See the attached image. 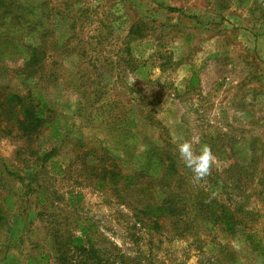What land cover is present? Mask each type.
<instances>
[{
  "label": "rangeland",
  "instance_id": "1",
  "mask_svg": "<svg viewBox=\"0 0 264 264\" xmlns=\"http://www.w3.org/2000/svg\"><path fill=\"white\" fill-rule=\"evenodd\" d=\"M17 1L36 33L15 38L69 137L23 132L41 73L0 38V264H264V0ZM190 140L215 157L200 180L179 157ZM52 150L64 175L39 170ZM102 168L135 182L97 189ZM163 198L174 212L147 217Z\"/></svg>",
  "mask_w": 264,
  "mask_h": 264
},
{
  "label": "trees",
  "instance_id": "2",
  "mask_svg": "<svg viewBox=\"0 0 264 264\" xmlns=\"http://www.w3.org/2000/svg\"><path fill=\"white\" fill-rule=\"evenodd\" d=\"M33 8H21V5L17 0H0V38L2 39V44L5 46V52H8L9 55L15 57V59L21 58L23 59V66L26 65L30 67L31 73L38 70L41 73V78L38 82L33 84V87L24 85L27 89V97L19 98L20 105L19 112H21V120L18 122L22 126V130L25 134H32L34 131L39 129H46L49 133V136L55 141H59L60 143H64L68 141L69 133L67 126L65 127L61 123V119L59 115L55 114L53 108L45 101L42 97V93L47 89V85L50 83V80L47 81L45 87L43 86V82H45V72H43V68H45L44 61L37 60L36 56L28 57L29 53H35L36 50L28 47L25 42L22 40L16 39L15 35L18 36L23 34H32L36 33L34 29H31V25L24 26L20 20L21 16H23L22 12L32 13ZM27 21V20H26ZM28 32V33H27ZM18 57V58H17ZM26 57V58H25ZM28 58V59H27ZM140 66L138 67L137 73L140 70ZM51 80L54 81L53 75H50ZM192 82V81H191ZM18 97L12 96L10 94L7 95V102H13L17 100ZM23 101V102H22ZM24 104V105H23ZM18 104L14 103L12 108H16ZM14 117L16 115L13 114ZM98 118L96 116L95 120ZM134 119H123L115 124L113 127L117 132H126L129 133L128 130L132 129L135 126ZM56 151L52 150L48 153L43 154L37 158V161L40 162L39 170L43 169L45 176H54V175H64V169L57 167L56 164L53 165L50 161H53L54 153ZM87 156V155H85ZM104 158V157H103ZM98 163L104 164L106 159L101 160L99 158H95ZM49 161L50 169L49 172L46 171V167L44 166L46 162ZM143 163V160H142ZM146 165H143L141 171L144 172ZM56 169L57 172H54ZM95 180H97L94 187L97 189H118L122 187H131L135 182V177L132 175H123L119 172L106 171L105 168L98 173L91 174ZM39 174L31 173L28 179H22L24 182V194L30 195L32 194L36 188L34 184H36L37 177ZM149 187V186H148ZM145 186V188H148ZM170 198L175 200L174 195H169ZM8 200H5L7 202ZM3 202V204L5 203ZM13 205H16L15 202ZM195 206H197L195 204ZM176 205L175 202L170 201L168 198H163L160 204L150 205L144 208V214L153 219H157L161 217V214L166 211L167 215L174 212ZM1 213V212H0ZM42 216L43 214H39ZM80 229V228H79ZM84 234L83 229H80ZM81 242V240H78ZM55 244V242H53Z\"/></svg>",
  "mask_w": 264,
  "mask_h": 264
},
{
  "label": "clouds",
  "instance_id": "3",
  "mask_svg": "<svg viewBox=\"0 0 264 264\" xmlns=\"http://www.w3.org/2000/svg\"><path fill=\"white\" fill-rule=\"evenodd\" d=\"M195 140L186 141L178 145L179 157L196 180L209 175L215 163V157L209 146L195 147Z\"/></svg>",
  "mask_w": 264,
  "mask_h": 264
}]
</instances>
